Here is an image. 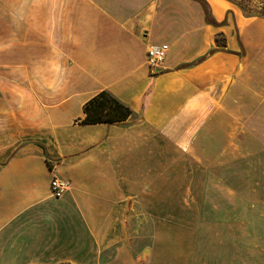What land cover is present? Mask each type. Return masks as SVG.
Masks as SVG:
<instances>
[{"label":"crops","instance_id":"obj_1","mask_svg":"<svg viewBox=\"0 0 264 264\" xmlns=\"http://www.w3.org/2000/svg\"><path fill=\"white\" fill-rule=\"evenodd\" d=\"M204 1L0 0V264H264V16Z\"/></svg>","mask_w":264,"mask_h":264},{"label":"trees","instance_id":"obj_2","mask_svg":"<svg viewBox=\"0 0 264 264\" xmlns=\"http://www.w3.org/2000/svg\"><path fill=\"white\" fill-rule=\"evenodd\" d=\"M196 1L201 3L204 8L207 23L217 26L218 24L210 17L206 1ZM225 23L226 21L223 22V24ZM85 113L84 124H99L124 121L132 112L129 108L114 99L108 92H102L87 103Z\"/></svg>","mask_w":264,"mask_h":264},{"label":"built area","instance_id":"obj_3","mask_svg":"<svg viewBox=\"0 0 264 264\" xmlns=\"http://www.w3.org/2000/svg\"><path fill=\"white\" fill-rule=\"evenodd\" d=\"M169 46L164 45H151L147 51L146 59L147 64L152 72L160 68L165 61L168 53ZM71 188L70 182L54 177L51 182V191L54 197L60 198L65 195Z\"/></svg>","mask_w":264,"mask_h":264},{"label":"rangeland","instance_id":"obj_4","mask_svg":"<svg viewBox=\"0 0 264 264\" xmlns=\"http://www.w3.org/2000/svg\"><path fill=\"white\" fill-rule=\"evenodd\" d=\"M234 2L246 15L264 16V0H230Z\"/></svg>","mask_w":264,"mask_h":264}]
</instances>
